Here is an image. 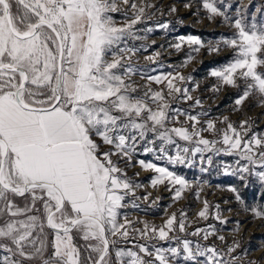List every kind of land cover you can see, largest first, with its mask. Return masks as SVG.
<instances>
[{
    "label": "snow or ice",
    "instance_id": "snow-or-ice-1",
    "mask_svg": "<svg viewBox=\"0 0 264 264\" xmlns=\"http://www.w3.org/2000/svg\"><path fill=\"white\" fill-rule=\"evenodd\" d=\"M120 2L129 5V0ZM202 6L211 14L209 19L222 16L226 22L229 20L213 0H203ZM130 8L134 10L133 17L118 27L111 15L120 10L117 0H0V264H113L110 246L115 247L119 239L127 240L130 235L126 226L131 222H118V209L124 206L125 195H134V189L141 186L130 181L112 159L114 155L126 157V164L132 159L134 143L129 141L135 142L137 137L121 131L139 130L141 139L151 131L167 143H173L170 133L185 141L200 137L195 124L191 133L184 127L167 129L169 104L162 92L152 93L151 99L160 102L152 110L143 98L127 94L135 89L114 71L122 66L124 53L134 51L119 45L125 37L135 36L133 28L145 13V7L135 2ZM232 23L237 29L236 38L224 39L210 51L218 52L220 45L229 46L238 51V58L211 75L234 87H239L237 78L244 81V91L236 105H242L254 92L264 105V72L258 71L264 68V26H246L239 18ZM184 43L196 46L195 52L203 46L199 38L188 36L180 38L176 49ZM131 71L129 67L126 74ZM150 79L157 83L166 80L169 96L187 92L174 83L176 79L185 80L180 74L171 79ZM145 112L148 115L144 122H136ZM188 119L199 123L196 116ZM147 121L152 122L150 128ZM248 124L247 120L241 122L244 136L250 130ZM207 129L215 130V124L209 121ZM244 136L228 123L222 141L228 146L227 151L239 150L249 164L264 169V136L253 134L247 140ZM97 137L115 150L101 151ZM197 143L207 148L216 141L199 138ZM203 150L197 147L195 152ZM175 159L183 163L184 158L177 155ZM139 163L144 170L158 173L151 180L153 187L166 181L180 186L175 189L174 200L181 199L189 187L185 179L166 168ZM240 171L251 170L244 166ZM257 175L264 181V171ZM229 190L243 203L237 189ZM245 210L264 218V208ZM208 214L205 200L197 215L206 220ZM216 219L221 218L217 215ZM176 226L185 231L183 219L177 222L173 213L163 227L149 228L146 224L143 231H135L142 237L151 232L152 238L167 240ZM202 231L197 229L192 234ZM212 234L214 231L205 232L203 238L207 240ZM76 237L85 243L77 244ZM135 247L139 253L153 255L145 244ZM235 247H229V253ZM165 251L173 257L179 255L175 247L155 248L154 259L159 264H169ZM183 251L187 259L208 254L207 264H220L214 247L201 249L197 245L194 251L185 240ZM139 253L116 249V264H153Z\"/></svg>",
    "mask_w": 264,
    "mask_h": 264
},
{
    "label": "rangeland",
    "instance_id": "rangeland-1",
    "mask_svg": "<svg viewBox=\"0 0 264 264\" xmlns=\"http://www.w3.org/2000/svg\"><path fill=\"white\" fill-rule=\"evenodd\" d=\"M133 2L145 7V13L141 22L133 28L135 36L125 37L119 45L134 51L124 53L122 66L114 71L122 75L125 83L135 89L127 94L132 98H143L152 110H156L160 103L151 99L152 93L162 92L169 104V119L165 122L167 129L184 127L191 133L195 124V130L200 131V137L194 136L191 141H185L170 133L173 143H167L151 131L146 132L143 139L139 136V130L121 131V134L137 137L135 142L129 141L134 143L132 159L127 164L126 157L120 159L114 155L112 159L124 170L130 181L141 186L134 189V195L131 193L125 195L122 201L124 206L118 209V222L124 223L125 219L131 222L126 226L130 235L127 240L119 239L115 247L110 246L112 262L116 264V249H131L139 253V248L135 245L145 244L149 246L153 255L139 254L146 261H153V264H159L154 259L155 248L167 250L173 247L179 249V255L173 257L171 253L165 251L169 264H207L208 254L203 257L197 256L195 260L186 258L183 241L187 240L194 251L197 245L201 249L214 247L219 253L217 259L220 264H250V261L264 264V218L256 217L250 210H245L264 208V181L257 175L264 169L249 164L242 158L239 150L227 151L228 146L222 141L228 123H232L244 136V129H241L240 125L246 120L249 122L246 127L250 130L244 136L245 140L251 138L253 134L258 137L264 136V105L259 102V94L255 92L242 105H236V99L243 94L244 81L237 78L239 87L225 85L220 78L212 76L211 73L226 68L238 58V51L223 45H220L218 52L210 51L222 40L236 38L237 29L232 22L237 18L242 19L246 26L253 23L257 25V29L264 26V0H213L229 17L227 22L222 16L209 19L211 14L203 8V0H129V5L117 0L120 10L111 13L116 26H122L133 17L134 10L130 8ZM186 4L190 7L186 8ZM173 7L176 9L175 12L171 11ZM164 24L168 26L160 27ZM188 36H195L202 41L203 46L199 52L193 51L196 46L187 43L179 50L176 49L175 45L180 43V38ZM129 56L130 59L127 58ZM189 56L192 57L191 60L188 59ZM111 58L109 53L108 59ZM129 67L132 71L126 74ZM258 71L264 72V68H258ZM176 74L185 77V80L176 79L174 83L182 90L187 89L186 93L173 92L169 96L166 80L157 83L150 79L165 76L171 79ZM187 96H191L192 99H187ZM197 100L200 101L199 104L196 103ZM147 115V112L143 113L142 117L136 118V122H144ZM189 116H196L199 123L189 120ZM209 121L215 124V130L207 129ZM147 125L150 128L152 122L147 121ZM199 138L216 143L205 148L204 145L197 143ZM96 140L102 145L101 151L115 150L112 145H103L98 137ZM197 147L204 150L195 152ZM148 148L152 151H146ZM185 148L188 149L186 153L183 151ZM177 155L183 156V163L176 161ZM139 161L166 168L185 179L189 187L184 190L182 198L173 199L175 189L180 187L179 185L174 186L166 181L153 187L151 180L158 173L144 170ZM244 166L249 167L251 171H240ZM231 188L237 189L243 203L235 198L236 193L230 191ZM205 200L209 204L206 220L197 215L202 210ZM173 213L176 214L177 222L183 219L185 231H179L176 226L174 231L169 232L167 240L152 238L151 232L147 237H142L135 231L136 229L143 231L146 224L149 228L163 227ZM217 215L221 219H216ZM197 229L204 231L193 235ZM213 231L214 234L209 235L207 240L203 238L205 232ZM219 236H223L224 240L218 239ZM237 243L239 247H235ZM229 247H235V251L229 253Z\"/></svg>",
    "mask_w": 264,
    "mask_h": 264
},
{
    "label": "trees",
    "instance_id": "trees-1",
    "mask_svg": "<svg viewBox=\"0 0 264 264\" xmlns=\"http://www.w3.org/2000/svg\"><path fill=\"white\" fill-rule=\"evenodd\" d=\"M76 243L79 245H83L85 242L82 239H80V237H76Z\"/></svg>",
    "mask_w": 264,
    "mask_h": 264
}]
</instances>
